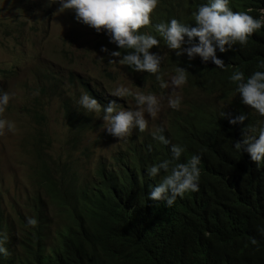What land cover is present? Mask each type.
<instances>
[{
    "label": "clouds",
    "instance_id": "1",
    "mask_svg": "<svg viewBox=\"0 0 264 264\" xmlns=\"http://www.w3.org/2000/svg\"><path fill=\"white\" fill-rule=\"evenodd\" d=\"M256 1V8L244 9L239 8L243 0H0V34L7 38L27 29L33 30L43 19L61 14L71 15L68 22L80 29L84 28L80 23L92 27L86 43L90 46L89 63L96 67V74L89 69L76 72L72 66L67 69L47 66L35 73L32 88L38 90L40 98L29 108L37 124L30 133L32 141L37 129L49 134L45 128L44 103L52 98L60 99L66 115L65 100L81 117L85 116L84 123L94 122L79 143L82 156L91 164L86 174H80V161L73 156L78 145L72 142L74 135L69 141L72 148L62 149L58 155L52 154L51 138L49 166L56 170L70 168L71 164L79 175V183L95 188L101 179L118 175V152L130 141H157L169 145V141L174 143L184 130L202 136L206 128L196 125L202 113L207 127L220 121L226 135L234 137V147L246 151L252 160L250 163L257 168L264 167V61L258 62L259 56L240 53L238 47V44L245 45L248 38L256 36L264 26V0ZM7 48L14 51L8 44ZM122 65L137 78L134 90L138 92L123 86L111 92L109 85L104 88L112 97L108 99L98 74L112 78L109 83L116 85L112 68ZM8 73L9 69H0V113L14 95L1 82L2 76ZM72 91L80 94L77 100H73ZM128 96L136 105L143 106L142 112L130 106L127 110L121 109L119 97ZM162 100L171 110L166 113L164 109L158 123L145 119L142 113L146 111L156 116ZM165 117L166 124L163 123ZM179 123L183 130H176ZM97 129L102 132L100 136L118 140V150H113L108 157H99L94 163L93 146L87 143L85 136ZM14 130L13 121L0 117V135ZM183 151L182 145L171 144V161L176 163L165 158L147 167L148 175L156 177L148 187L151 202L166 198V206H171L178 196L198 191L201 158L192 154L181 162ZM29 155L33 161L29 172L32 181L36 161L31 147ZM67 182V187L74 190L73 179ZM40 195L41 208L54 222L55 212L71 215L73 202L68 197L62 199L59 211L43 193ZM20 216L15 222L22 229L33 226L31 231L37 224L35 217H26V225L24 216ZM0 222V256H8L14 264H49L47 250L56 246V236L64 221L50 226L43 251L31 257L23 253V243L8 236V218L1 205Z\"/></svg>",
    "mask_w": 264,
    "mask_h": 264
},
{
    "label": "trees",
    "instance_id": "2",
    "mask_svg": "<svg viewBox=\"0 0 264 264\" xmlns=\"http://www.w3.org/2000/svg\"><path fill=\"white\" fill-rule=\"evenodd\" d=\"M256 5V0H243L239 8ZM238 47L240 53L264 61V26ZM64 106L66 126L76 134L72 142L79 144L94 122L84 123L85 116L69 101ZM199 114L196 125L206 128L202 136L184 130L169 145L130 141L118 152V175L100 178L95 188L82 186L71 164L56 170L49 166L51 135L37 129L30 145L36 161L32 181L55 209L66 197L73 202L70 216L54 213L55 222L64 223L56 246L47 250L49 264H264V167L257 168L246 151L234 147V137L226 135L220 121L207 127ZM175 127L183 130L182 123ZM171 144L183 146L181 162L192 154L200 156V178L198 191L186 192L166 206V198L151 202L148 197L156 177L148 175L147 167L165 158L171 161ZM70 179L74 190L67 187ZM29 202L37 224L21 243L23 253L31 257L43 251L55 222L41 208V195ZM14 263L0 256V264Z\"/></svg>",
    "mask_w": 264,
    "mask_h": 264
},
{
    "label": "rangeland",
    "instance_id": "3",
    "mask_svg": "<svg viewBox=\"0 0 264 264\" xmlns=\"http://www.w3.org/2000/svg\"><path fill=\"white\" fill-rule=\"evenodd\" d=\"M69 16L71 15L61 14L48 20L43 19L39 25L34 26L33 30L27 29L10 35L8 38L5 37V34H0V69L10 70V73L2 76L4 79L1 82L8 92L14 93L4 112L0 113V117L9 119L15 124L13 132L5 131L3 135H0V205L8 218L6 229L8 236L18 239L19 242L27 240L29 228L22 229L15 222L17 215H23L24 224L27 225L26 217H33L30 197L40 195L42 192V189L34 185L29 178L30 166L33 162L29 155V144L33 142L30 133L37 128V124L32 118L34 112L29 108L40 98L38 90L32 88V85H35V73L47 66L62 69L72 66L76 72H84L85 69H89L93 74H96V67L93 63H89L90 46L86 43L92 27L80 23L84 25V28L80 29L68 22ZM7 44L14 51L7 48ZM123 66L112 68L117 79L116 85L109 83L112 78L107 79L105 74H98L100 76L98 81H100L102 89L110 85L112 92L116 87L123 86L138 92L134 90L137 78L131 76ZM104 91L107 98L112 99L105 89ZM75 93L76 91H72L73 100H77L80 95ZM119 98L121 109L127 110V106H130L134 110L143 111V106L136 105L131 96ZM44 109L46 111L45 128L53 140L52 154L58 155L62 149L71 147L69 141L76 134L66 126L65 112L60 99L52 98L45 102ZM164 109L166 113L171 110L167 102L162 100V102L159 101L156 116H150L146 111L142 115L145 119L158 123L162 119ZM163 123H167L166 117ZM101 124H103V129L105 126L102 119ZM149 128L153 129L150 126ZM98 129L85 136L88 139L87 143L93 146L94 163L99 157H108L113 150H118V140L108 139L104 135L100 136L102 132L100 133ZM81 151L82 147L78 144L73 156L80 161L78 169L82 175L87 173L91 164L86 163ZM27 205L29 207L25 208Z\"/></svg>",
    "mask_w": 264,
    "mask_h": 264
}]
</instances>
